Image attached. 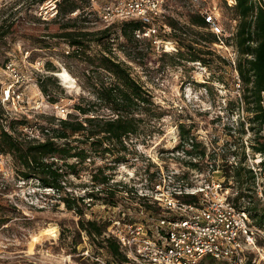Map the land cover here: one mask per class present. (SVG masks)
I'll return each mask as SVG.
<instances>
[{
  "label": "rangeland",
  "instance_id": "rangeland-1",
  "mask_svg": "<svg viewBox=\"0 0 264 264\" xmlns=\"http://www.w3.org/2000/svg\"><path fill=\"white\" fill-rule=\"evenodd\" d=\"M49 1L0 0V112L4 115L0 131L3 125L11 131V121L15 120L17 130L12 133L27 139L32 136V129L58 127L60 119L69 117L83 119L76 105L96 100L89 89L93 75L91 64L71 56L73 47L58 33L67 23L74 24L69 30L99 31L106 26L90 10V0H75L80 7L73 11L77 13L46 20L44 7ZM59 2L61 0H57V4ZM172 2L177 9L176 16L184 23L171 21L176 30L173 26L171 31L161 29L158 38L177 42L178 52H163L162 47L154 43V37L136 36L134 40H127L122 22L111 25L114 34L110 46L115 59L129 65L132 76L143 84L154 101L147 111L137 110L138 134L125 140L121 160H115L114 153L101 158L88 144L74 142L88 148L91 158L83 163L70 158V163L77 164L78 174H68L58 193L41 187L35 178L23 177L21 165L10 153L0 151V264H140L131 259L123 263L101 247L97 239L80 230V218L110 224L118 219L149 223L150 216L157 217L159 208L125 195L130 182L134 183L133 178L139 180L140 174L156 172L160 164L161 175L167 180L161 177L163 184L168 185L167 175L178 169L173 183L201 188L209 180L225 181L220 166L224 162L223 154L235 163L240 160L242 143L247 151L254 134L243 108L242 85L236 86V68L223 49L213 46L215 36L210 29L190 21L191 16H199L203 10H214L215 6L219 22L232 40L237 30L232 8L224 0H207L195 6L191 0ZM82 13L90 14L86 19L80 18ZM203 37L207 43L202 41ZM229 43L235 44L233 40ZM91 44L90 54L101 50L94 42ZM65 71L70 74L71 83L60 78L59 73ZM42 85L47 92L42 90ZM10 86L19 89L21 98L3 102V92ZM57 107H65L69 115L60 117ZM101 113L116 116L106 108ZM181 123L189 130L193 149L187 145L191 139L182 143ZM23 126H27L26 130ZM75 137L82 136L77 133ZM202 148L207 152L205 158L195 154ZM189 150L197 161L181 156L188 157ZM261 156L250 152L246 163L251 166L252 161ZM96 171L100 176L109 175L110 183L105 186L94 183L92 175ZM107 187L114 194L107 193ZM66 196L86 197L84 202L75 204L83 209L82 216L74 209H67L62 198ZM252 221L257 224L253 217ZM258 244L264 248L263 240L259 239ZM262 256L264 250L261 249L256 255L260 264H264ZM200 264L230 263L209 256Z\"/></svg>",
  "mask_w": 264,
  "mask_h": 264
},
{
  "label": "trees",
  "instance_id": "trees-1",
  "mask_svg": "<svg viewBox=\"0 0 264 264\" xmlns=\"http://www.w3.org/2000/svg\"><path fill=\"white\" fill-rule=\"evenodd\" d=\"M79 8L75 0H61L58 3L59 16L54 19L57 20ZM231 10L234 12V18L238 19L237 30L232 40L238 49L237 70L242 79L243 108L246 111L250 131L254 134V140L250 141V148L253 154L260 152L264 155V134H262L264 129V8L253 0H237L235 8ZM88 15L82 13L80 18L87 19ZM190 21L193 25L207 26L200 15L191 16ZM73 25L67 23L62 26L63 30L58 33V36L73 47L71 56L86 60L92 66L93 75L91 74L90 77L89 89L95 95L96 100L92 103L80 102L76 105V109L84 118L60 119L58 127L43 128V130H48L49 134L45 140H31L22 137L21 134L14 135L12 131L17 130L15 120L11 121V131L6 130L4 125L0 131V151L10 153L18 165H21L20 171L23 177L35 178L41 187L52 188L58 193L62 191L64 179L68 174H78L77 164L70 163V158H76L78 163L91 158L90 150L80 144H88L95 155L101 158L114 153L115 160H121L123 158L121 150L126 149L125 140L138 134L139 119L135 117L137 110L147 111V108H151L154 104L151 94L137 78L132 76L129 65L115 59L112 46H110V40L114 34L111 25L99 31L69 30L68 28ZM122 27L123 35L127 40H134L136 30L143 29L138 20L123 21ZM91 42H94L101 50L90 54ZM42 90L47 92L44 85H42ZM104 108L113 111L116 116L102 114L101 111ZM3 116L0 112V120ZM179 127L182 143L192 138L189 130L186 131L185 125L181 123ZM77 133L81 134L82 139L75 137ZM74 142H80V144ZM241 148L240 160L236 163H230L227 154H223L224 162L220 165L223 177L227 185L234 183L238 193L232 198L234 204L240 208L244 207L250 212L257 225L264 226V202L256 190L257 176L246 163L247 151L244 143ZM187 153L190 155L193 152L189 150ZM195 154L199 158H205L207 152L202 148ZM189 163L194 166L198 165L195 162ZM261 166V175L264 177V160ZM98 170L103 173L101 168ZM92 180L102 186L111 181L109 175L100 176L98 171L93 173ZM108 188L107 193L114 194ZM62 198L68 210L74 209L78 215H83V209L75 204L84 202L86 197L66 196ZM196 198L195 195L183 196L186 202L194 201ZM140 201L147 203L143 199ZM112 204L115 205L114 202ZM109 225V222L100 223L96 219L85 221L81 217L79 220L80 230L86 231L88 236L97 239L101 247L119 257L123 263L129 261L130 258L122 250L118 240L106 233Z\"/></svg>",
  "mask_w": 264,
  "mask_h": 264
},
{
  "label": "built area",
  "instance_id": "built-area-1",
  "mask_svg": "<svg viewBox=\"0 0 264 264\" xmlns=\"http://www.w3.org/2000/svg\"><path fill=\"white\" fill-rule=\"evenodd\" d=\"M204 1L207 0H191V3L195 6ZM253 1L264 8V0ZM224 2L233 9L237 0ZM213 7L217 10V7ZM90 10L106 27L118 22L138 20L143 29L136 30L137 37H154V43L161 46L163 52H178L177 42L158 38L161 29L171 31L173 26L176 30L171 21L180 20L184 23L183 19L176 16L177 9L172 0H90ZM214 10H203L199 15L204 18L208 29L215 36L213 46L223 49L236 68V86L241 87L242 79L237 70L238 49L233 43H229L232 36H227L226 29L219 22ZM44 12V19L56 18L59 14L57 0H50L44 7ZM237 22L238 20L234 19L236 27ZM202 41L208 42L206 39ZM20 93L19 89L14 90L10 86L3 92L2 101L8 102L15 97L20 99ZM57 108L60 117L66 118L69 115L65 107ZM25 128L27 126L22 127ZM47 131L32 129L30 139L45 140ZM187 145L193 149V140ZM250 152L252 150L247 145L249 157ZM253 155H262L259 160L254 159L255 162L252 161L250 167L257 176L256 190L264 202V177L261 175L264 155L260 152ZM181 156H185L187 160L192 157L197 161L196 156ZM159 167L160 170L151 173L152 176L140 174L139 180L133 178L134 183L130 182L128 191H125V195L138 201L143 199L153 207L157 205V217L150 216L149 223L114 220L109 226V232H106L118 240L120 247L131 260L140 264H200L210 256L230 264H260L256 255L261 249L264 250L263 246L258 244L259 239L264 241V226L253 223L250 212L234 204L232 198L238 194L234 184L227 185L225 181L209 180L206 185L198 188L195 185L173 183L179 173V170L175 169L167 175L170 182L166 185L162 183L161 177H165L161 175L163 170L160 164ZM212 172H215V169ZM165 181L167 182L166 179ZM140 184L142 185L139 189L136 188ZM198 193L203 196L199 197ZM186 195H195L197 198L186 202L183 200ZM88 201L90 204L91 200ZM123 215L126 216V213ZM262 258L264 259L263 256Z\"/></svg>",
  "mask_w": 264,
  "mask_h": 264
},
{
  "label": "bare ground",
  "instance_id": "bare-ground-1",
  "mask_svg": "<svg viewBox=\"0 0 264 264\" xmlns=\"http://www.w3.org/2000/svg\"><path fill=\"white\" fill-rule=\"evenodd\" d=\"M60 78L65 82V83H71L72 79L69 73H67L66 71L63 73H59ZM38 239H34V241H36Z\"/></svg>",
  "mask_w": 264,
  "mask_h": 264
}]
</instances>
